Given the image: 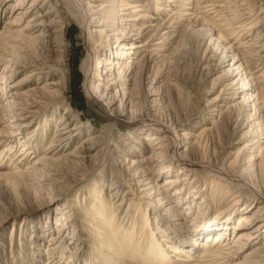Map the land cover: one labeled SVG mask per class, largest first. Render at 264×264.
Returning a JSON list of instances; mask_svg holds the SVG:
<instances>
[{
    "label": "rangeland",
    "instance_id": "rangeland-1",
    "mask_svg": "<svg viewBox=\"0 0 264 264\" xmlns=\"http://www.w3.org/2000/svg\"><path fill=\"white\" fill-rule=\"evenodd\" d=\"M17 1L0 0V264H190L168 245L183 246L198 260L206 230L197 228L218 215L216 203L227 212L233 196L240 197L234 223L245 213L264 214L261 200L243 209L253 192L264 194V0H215L225 11V19L209 16L221 25L216 28L183 0H127L151 16L140 20H134L141 14L136 8L118 13L116 0L103 9L104 0H78L92 42L66 0L43 8L46 0L36 7L35 0H20L24 5L14 8ZM39 9H50L44 20L55 18L52 26L64 28L60 45L52 46L61 52H52L50 63L58 78L65 76L64 89L50 105L32 102L30 90L53 76L30 75L45 60L44 37H37L42 29L33 27L40 19L31 21ZM250 24L237 35L240 25ZM136 44L144 45L131 48ZM111 52L112 80L101 63ZM92 54L96 74L108 84L90 83L85 64ZM132 55L139 61L130 62ZM123 62L132 72L114 84ZM68 104L66 126L78 128L60 151L49 153ZM167 134L178 135L177 146L168 140L157 149L154 139ZM17 167L26 170L24 177L10 176ZM216 169L246 184L224 190ZM213 178L222 194L211 187ZM104 203L120 230L119 251L107 240L115 232L98 209ZM238 236L230 231L229 246ZM262 242L264 229L253 245ZM231 248L233 262L250 251Z\"/></svg>",
    "mask_w": 264,
    "mask_h": 264
},
{
    "label": "bare ground",
    "instance_id": "bare-ground-1",
    "mask_svg": "<svg viewBox=\"0 0 264 264\" xmlns=\"http://www.w3.org/2000/svg\"><path fill=\"white\" fill-rule=\"evenodd\" d=\"M42 1L43 0H35L31 4V6L36 7V5L38 6L39 5L38 3L42 2ZM48 1L49 0H46L41 7L42 8L46 7ZM66 1L69 2L68 3L69 6H72L75 9L77 14H80L79 17L81 16L82 22L84 24V28H85L86 34L88 36V42H92V36H91V30H90V19L88 18V16L83 15L82 10L80 8V5L78 3V0H66ZM107 1H109V0L103 1L100 9H103L104 7L107 6V4L105 3ZM173 1L174 0H169V2H173ZM183 2H186L189 5H192V7H190V9H192V10H194L195 8H198L197 10H195V13L197 15L200 12H203L204 13L203 18L205 19V21H210L213 24V26H215V28H216V26L220 27L221 25L217 24V21L215 20L214 17H220L221 19H225V17H224L225 11H218L217 10V8L219 6L215 0H183ZM115 3H116L115 5H117V4L120 5V6H117V8L119 7L118 13L120 11H123L126 9H131V8H136L135 10H133V12L134 11H141V14L138 15L134 20H138V19L140 20V19H145V18L151 17L148 13L145 12L146 10L143 7H139L141 5L138 3L134 4L133 2H128L127 0H120V1L116 0ZM22 5H24V3H22V1L20 2V0H18L15 4L14 8L21 7ZM222 10L228 11V8H223ZM230 11H232V8H230ZM49 13H50V9H48L47 11H42L39 9L38 12L31 18V21H37L38 19H40V21H37L36 23H34L33 27H35V28L39 27V29H42L41 30L42 35H38L37 37H44L45 38V39L42 38V41H40L39 43H42L43 47L46 50L43 51L45 60L43 62L40 61L37 64H35L36 65L35 70L33 69L34 72L31 73L30 75L31 76L33 75L34 78H38L39 76L49 77V76L53 75L51 78L46 79L45 82L43 83V85H41V87L30 89L33 91L32 92L33 93L32 94L33 95L32 102L38 101L39 103L41 102L42 104H45V105H50V104L56 102L58 99H60L61 93L63 92V89H64L63 82H65V76L63 75V76L58 78L57 69L50 65V63H52L51 53L52 52H57V53L61 52V51L55 50L52 46H53V43H55L56 45H60V42L62 41V33H63L64 28L61 26L58 28H55L54 26H52V25H56L59 23L55 18L50 19V20H47V19L44 20L45 16L48 15ZM212 14H215V15H213L214 17L209 18V16H211ZM115 15H116V13H115ZM251 24L249 27H245V28L240 25L238 27L239 31L238 32L236 31L237 35L245 32V30L247 31V30L251 29L253 27V25L251 26ZM254 25H255V23H254ZM148 26L149 25H145L144 29H146ZM143 45L144 44H142V45L136 44L135 46L132 45L131 48L132 47L138 48V47H142ZM136 52L137 51L133 52V54H137ZM112 54H113V56H112ZM110 56L111 57L105 58L104 61L101 62L105 65L104 73H105V75H107V77L108 76L112 77L114 75V72L112 70L113 68L109 67V65L114 64V52H111ZM112 58H113V61H112ZM129 58L132 59L130 62H133L134 60H137V62L139 61V56L132 55ZM97 64H98L97 59H96L94 54H92V58H90L89 61L86 62V64H85L87 75H88V78H89L91 84L93 83V78H96L98 80H102V77L99 76L98 74H96V71H100V67H98ZM127 67H128L127 65H124V62L118 66V69H120V71L117 74V76H115V78H113V79H115V81H113L112 83L116 84V83L122 82V81H120L121 80L120 76L123 73H124L123 78L125 77V79H123L124 82H122V83L126 82L127 73L130 70L129 67L128 68ZM131 72H132V70H130V73ZM110 77H108V78H110ZM110 79H106V80L103 79L102 81H105V84H108L112 80V79L111 80ZM258 90H261V88H259ZM22 95H25L26 100H28L29 97H28L27 93L23 92ZM91 100H94V99L91 98ZM26 111H28V110H25V112ZM71 112H72V107L70 106V104H68V106H66V111L64 113L66 119L63 116V119H62L63 121L60 120L59 124L56 126L54 139L52 141L53 143H52V146L50 147L49 153H54V152L60 151L67 144V141L69 138L68 135L70 133H73L78 128V124H76L73 127H71L70 125L66 126V124H68L67 121L70 120V116H71L70 114H72ZM227 116H228V118H231L232 114L228 113ZM167 136L169 138L164 139L161 136H157L154 139L155 144L157 145V147H156L157 149L164 148L165 146H167L168 140L173 141L172 143L174 144V146H177L178 135L167 134ZM94 138H96V137H94ZM94 138H92V139H94ZM141 138H145V137L143 135H141ZM92 139L88 138L87 142L91 143ZM93 143L95 144V142H93ZM164 143L166 145H164ZM124 145H129V143L126 142ZM91 149L92 148L86 147L85 151H88ZM82 158L84 159L83 156H82ZM146 159H147L148 164H152L155 161V155L154 154L148 155ZM147 170H148V168H146L142 172H145ZM24 171H26V170L20 169V167L19 168L17 167L16 171H14L12 174H10V176L12 175L15 177H20V178L24 177V174H25ZM216 172L218 173V175H216V177L217 178L219 177L218 179H219L220 186L224 190L227 189L228 187H231L232 185L235 186L237 184V185H241L243 187L244 184H246L245 182H241L239 179H236V177H231V176L227 175L224 171H220V170L216 169ZM151 177H152V175L149 174V178H151ZM220 179L223 182H221ZM217 181H218L217 179L213 178L212 179L213 184H211V187L215 188L216 191H217V189H218V191H220L221 187H219L218 184L214 185ZM177 182H178V180H177ZM229 185H231V186H229ZM217 186L219 188H216ZM116 188H117L116 186H112L110 189L112 191ZM181 188H183V186ZM192 188H193V186H192ZM195 188H193V189H195ZM95 189L96 190H95V192L93 191L94 192L93 194L95 196H98L99 190L97 189V187ZM180 190H182V189H180ZM213 193L216 194L217 192H213ZM220 194H222V191H220ZM216 195L218 196V194H216ZM216 195L213 196L215 202H217ZM233 195L234 194H232V196ZM253 196H254V199H252V200L248 199V201L246 202L243 209L250 208L253 205L254 200H257V201L261 200L262 201L261 205H264V194L263 193L253 192ZM202 197L203 196H201V198ZM233 197L234 198L230 201V204H229L230 206L234 207L233 210L226 212V210L223 211V208L217 209L218 205L216 203V206H215L216 210L215 211H216V214H218V215H216V217H209L208 219L206 218L207 220L204 221L205 223L203 224V226L197 228V230H199V232L206 230L205 231L206 232L205 239H203V241H200L199 246H197V247H201V249H203L201 251L199 259L196 260L195 258H193V256L187 255V253H189V252H187V250L183 246L175 245L176 243L175 244L173 243L172 245H168L169 249L172 251L173 255H176L177 259H181L182 257L186 258L187 262H190V264H264V242H262L261 244H259L257 246L253 245V242L262 234V229H264V220H263V218H261L264 214H259L256 217H252V215H248L245 213V214H242L240 216V218L238 219V222H236V223L232 222L231 218H234L232 216V214L236 211L238 212V209H240V208H238V204L241 201L240 197H236L235 195ZM205 201H206V199H205ZM140 202H142V205H144L143 208L146 209L147 204L145 202H143L142 200ZM134 203H135V201H133V204ZM201 204L202 203H200L199 205H201ZM161 205H162V203H161ZM260 207L263 208L264 206H260ZM98 209H100L99 211H101V213L103 215V219H104L107 227L110 229V231L115 232L114 236L113 235L107 236V240L110 243L111 249H113L114 245H115L116 250L114 249L112 251H119L120 250V244L118 243V234L120 235V230H116V227H115L116 222H113L112 218L110 219V215L109 216L106 215V212H107L106 204L102 208H98ZM200 212H202L204 214V210L201 208H200ZM223 214H225L227 220L225 222L219 223L220 219L223 217ZM179 215H181V212H179ZM114 216H116V212L114 213ZM251 224H253V225H251ZM248 225H251V227L247 228ZM230 231H233V235L235 234L236 231H239L238 240H235L236 239V237H235V239L231 242V244L233 243V246H229L230 243L226 242V240H227L226 238H228V235H230ZM101 234H103V233H101ZM62 236H60L59 239ZM72 237H73V235H72ZM99 238H100V236H99ZM52 239H57V236H53ZM100 240H101V238H100ZM210 240L213 242L212 244L209 243ZM120 241H122V239H120ZM194 241L196 242L197 239L196 240L194 239ZM156 243L160 244L161 246L165 245L166 244L165 238L164 237L159 238V241H157ZM51 244L52 243H50L49 245H51ZM194 245H196V244H194ZM250 245L251 246L253 245V246L251 247ZM235 246L237 249H240V250H242L245 246H248V247H250V251L248 252L247 256L244 259L233 262L235 255L232 254V251L235 252L236 250H234V249L232 250L231 247H235ZM120 253L121 252H118L117 254H120ZM116 256L118 259H120L118 257L119 255H116Z\"/></svg>",
    "mask_w": 264,
    "mask_h": 264
}]
</instances>
